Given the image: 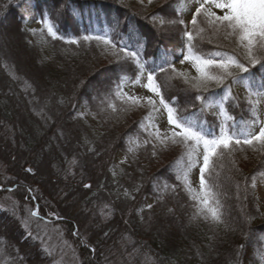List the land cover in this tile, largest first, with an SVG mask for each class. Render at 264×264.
I'll return each mask as SVG.
<instances>
[{
    "label": "trees",
    "instance_id": "trees-1",
    "mask_svg": "<svg viewBox=\"0 0 264 264\" xmlns=\"http://www.w3.org/2000/svg\"><path fill=\"white\" fill-rule=\"evenodd\" d=\"M180 1L158 4L155 0V7L147 9L136 7V0H0V36L12 35L24 52L13 56L1 51L0 37V159L10 177L6 181L0 173V198L9 194L23 203L30 197L38 207V218L55 214L58 219L51 221L61 223L66 234L79 231L75 237L83 245L78 253L82 264L126 259L135 248L153 255L160 264H247L255 249L264 253V212L252 187L255 179L264 177V150L234 147L223 158H213V174L206 179L218 185L215 191L222 210L220 221H215L190 199L171 161L153 164L160 151L143 130L132 131L135 125H127L129 111L121 90L124 82L137 81L141 73L135 60L116 55L125 45L137 52L147 70H155L165 100L171 99L181 118L215 131L219 123L208 105L224 100L225 111L235 117L234 127L232 120L227 122L229 129L246 128L245 109L252 104L238 92L240 83L226 80L229 91L213 81L202 91L194 87L199 75L183 85L180 78L168 77L169 63L187 49L185 28L179 23ZM29 6L50 53L26 28ZM162 14L174 16L173 22L180 25L168 37L150 21ZM49 24L60 38L48 33ZM87 35H107L117 48L83 40ZM217 35L209 37L206 31L196 36L193 51L205 58L216 53L235 55L247 63L238 37L225 38L223 30ZM162 64L167 69L163 73ZM131 67L138 70L136 74ZM258 69V65L251 69L249 83L264 79V69ZM210 72L218 75L221 70ZM255 84L253 89H259ZM197 95L205 101L195 100ZM80 102L99 119L98 127L79 115ZM130 134L141 144V159L129 157L125 139ZM119 150L129 162L116 167L113 158ZM240 153L252 160L242 166L237 159ZM28 165L34 175L23 171ZM150 194L154 203L146 208L144 201ZM11 209L0 206V242L14 257L12 264H54L40 242L24 231L16 209ZM106 212L110 215L105 218ZM128 237L132 243L124 245Z\"/></svg>",
    "mask_w": 264,
    "mask_h": 264
},
{
    "label": "rangeland",
    "instance_id": "rangeland-1",
    "mask_svg": "<svg viewBox=\"0 0 264 264\" xmlns=\"http://www.w3.org/2000/svg\"><path fill=\"white\" fill-rule=\"evenodd\" d=\"M155 0H152L151 3L148 2V0H143L141 3V0H136L134 3L136 7L138 8H151V6L155 7L153 2ZM158 4L161 2H166L168 0H157ZM194 7H198V5L195 3V0H181L178 5V12L179 17L181 20L184 21V24L188 25V28L190 29L191 24L190 21L192 19L193 15V9ZM30 6L26 8V28L34 35V37L38 38V42L41 48L43 47L48 53L49 51V44L44 40L42 35H40V22L37 20V18L33 17L30 14ZM213 11L217 13V15H221L222 12L219 9L213 8ZM156 18H152L150 21L157 27V29L163 33H165V37L169 36V34L177 32L179 26L175 24L176 19L174 16L172 17H166L164 14L158 15ZM202 27H206V25L201 24ZM13 28V24H8V28ZM12 32V31H11ZM10 33V32H8ZM13 33V32H12ZM168 33V34H167ZM11 34V33H10ZM207 34L209 37H218V33L213 34L211 30H207ZM10 38H7L5 34H2L0 37L2 42L1 51L9 52V54L15 55V53L18 54H24L22 49H19L17 44V39L10 35ZM15 36V35H14ZM175 44V43H174ZM178 44V43H177ZM187 53V49H182L181 53ZM181 53L179 54L178 58H174L172 62H175V69L176 71H171V73L168 74V77L170 78H180L179 84H184L188 81V78L191 79V77L196 78L199 73L196 71L195 67L193 66L191 61H185L183 64L180 63V59H182ZM17 54V55H18ZM193 55H199L193 51ZM8 56V55H7ZM25 56V55H23ZM219 58V57H217ZM178 73H183V76L178 75ZM147 72H143L139 79L135 82L126 81L123 83L122 87V96L125 98V108L128 109L129 117L127 116L128 123L127 125L133 123L131 127L135 125V127L132 129H141L146 134V138L148 142H151L159 153V160H156L153 164L163 163L164 165L166 162L171 161L173 166L172 170H174L175 174L180 177V181H182L185 184L184 174L187 172L188 176L187 179L190 181L192 187L196 190V192H199V165H196L195 167H192L189 169L190 165V158H189V148L184 143H173L170 139L171 137V126L167 123V112L166 109L163 108L162 105H159V98L152 92L148 90L147 87H145L147 81H146ZM186 78V79H185ZM264 80V79H263ZM260 82L258 83H249L247 86H245L243 83H240L237 87L238 92L242 95H244L249 102H251L252 106L247 107L245 111L248 113V117H246V128L250 129L252 131H257L259 127V122L264 121V97L257 95L258 89L254 88L253 85L260 86ZM128 96L132 97H138L139 102L136 104H133L131 101L127 100ZM227 96V95H226ZM152 97V99L157 101V107L159 108V111H152V106L147 103V98ZM224 100H218L215 102H210L208 105V109L210 111V114L216 117V122H218L219 125L225 126L227 129H229V126H227V122L229 121V115L224 109ZM78 113L81 117H83L85 120L90 122V124L94 126H99V119L90 112L89 107L86 103L80 102L78 105ZM253 121H256L257 123L253 125ZM158 126L161 138L163 139V143L161 140L157 139L154 135L156 131V127ZM218 126L215 128V131H218ZM130 128V127H129ZM230 130V129H229ZM131 131V132H132ZM179 131V129H177ZM167 137V138H166ZM125 142L128 144L127 148L129 150V157L130 159L133 157H139L140 159L143 157L144 154L140 152V142L138 139L134 138L133 136L128 135L126 136ZM146 144V141H145ZM202 151V149H198L192 153V156L195 157L196 152ZM247 154L240 153L239 157L237 159L239 160V163L243 166V164H246L252 160V158L246 156ZM240 158V159H239ZM113 164L116 167L124 166L127 162H129L128 157L124 154L123 151L119 150L115 153ZM202 160V157H201ZM3 161L0 159V173L3 174L4 180L10 179L9 176H6L5 167L2 165ZM24 172L34 175V170L31 166H26L25 168H22ZM27 169H32L31 172H28ZM165 180V179H164ZM163 180V181H164ZM161 183H158V186H160ZM186 186V184H185ZM255 191L259 197L260 200V206L261 210L264 212V177L260 179H255ZM9 195V194H8ZM4 195L0 198V206L9 208L11 210L16 209L17 213L14 212L16 215L15 217L20 220V222L23 225L24 231H26L29 235L32 236V239L34 241L40 242V248L42 249L43 253H45L46 257L50 259V262L54 264H82L81 259L79 257V252L83 245L79 240L76 239L75 236L80 235V232H74L75 235L72 234L70 237L68 234H66L65 229H63L64 226H62L61 223L51 221L58 219V217L55 214H51L49 216V219H41L38 218V215H33L34 212L37 211L36 208H38L35 205H32L30 202L32 199L30 197L25 198L23 200L24 202L21 203L18 200L14 201L12 197ZM154 203V196L152 194L148 195L145 198L144 201V207L149 208L148 205H153ZM17 207L21 208L24 212H20L17 210ZM110 207V206H109ZM14 208V209H13ZM104 212V208L102 210ZM100 210V212L102 213ZM103 214V213H102ZM110 212H106L104 214V217H109ZM78 234V235H77ZM132 243L131 238H127L124 241V245ZM6 245L2 242H0V264H12L14 262V257L11 255V253H8L6 251ZM250 253V252H249ZM52 260V261H51ZM17 262V261H15ZM20 263V262H19ZM21 264V263H20ZM24 264V262H23ZM107 264H160L157 262V260L154 258L153 255L144 253L141 254L138 248H135L132 252L129 254L127 253L126 259L117 257L116 259H112ZM247 264H264V253L261 251L255 249L253 251L252 256H249V260Z\"/></svg>",
    "mask_w": 264,
    "mask_h": 264
},
{
    "label": "snow or ice",
    "instance_id": "snow-or-ice-1",
    "mask_svg": "<svg viewBox=\"0 0 264 264\" xmlns=\"http://www.w3.org/2000/svg\"><path fill=\"white\" fill-rule=\"evenodd\" d=\"M142 2L143 0H141ZM148 2L151 3L152 0H148ZM195 3L198 7H194L193 9L190 21L191 29L188 28L187 24L184 25L185 30L183 35L187 38V53L182 52V59L179 61L182 64L185 61H191L199 73L198 82L194 87L206 91L209 83L214 81L217 85L228 87L230 91L231 85H225V81L229 79L247 86L249 78L253 75L251 69L256 68L257 65L259 69H264V59H262L264 57V0H195ZM213 8L221 10L222 14L217 15L213 11ZM198 17L201 19L198 20ZM179 23L184 24V21L180 20ZM201 24L206 25V27H202ZM207 30H211L213 34L223 30L225 38L238 37V42L244 49L247 63L241 62L235 55L227 56L216 53L207 58H205V55H193V48L196 47L193 43L194 39ZM47 31L53 38H60L57 37V32L53 30L51 24L48 25ZM83 40L102 41L105 45L111 46L112 49L117 48V44L107 35H87L83 37ZM70 42L74 44L79 43L77 40ZM208 42L211 43L212 41L209 40ZM116 55L135 60L139 64V72L141 74L147 71V83L145 87L159 98V105H162L166 109L167 123L171 126L170 139L173 143H184L188 146L191 161L189 169L196 165L200 166L199 192H196L190 181H188V173L184 174L186 190L190 193V199L199 206L201 213L210 214L213 220L220 221L222 204L218 193L215 191L218 185L215 182L210 184L208 179H206V175L211 177L213 174V158H223L225 151H232L234 147L241 150H243L244 146L254 151L264 150V121L259 122L257 131L250 129L229 130L225 126L219 125L218 131L210 132L188 117L181 118L178 114V109L171 106V99L165 100L161 83L157 82L155 70H147L145 65L140 63V58L136 51L129 50L125 45L119 48ZM165 63L169 62L165 61ZM169 68L171 71H176L175 62L169 63ZM212 69H219L221 72L218 75L212 74L210 72ZM129 70L133 74H136L138 71L135 67H131ZM120 71L124 72L125 69L121 68ZM159 71L163 73L167 69L162 64ZM178 75L183 76V73H178ZM256 94L264 97V80L260 82V88ZM116 95L119 96L121 93L117 92ZM194 99L203 103L206 98L203 95H197ZM127 100L133 104L139 102L138 97L128 96ZM147 103L152 106L153 112L159 111L157 101L152 99V97L147 98ZM110 106L115 109V105ZM229 119L233 121L234 127L235 117L231 116ZM256 123V121H253V125ZM153 127H156L155 137L163 143V139L165 138H161L158 126L154 125ZM198 149H202V151L196 152L195 157H193L192 153ZM27 171L31 172L32 169H27ZM176 178L180 179V177ZM84 187L91 188V185L85 184ZM252 187H255V184ZM174 188L175 186H173ZM148 207L150 208L151 205H148ZM38 214V210L33 213V215ZM92 251H95V249H92Z\"/></svg>",
    "mask_w": 264,
    "mask_h": 264
}]
</instances>
